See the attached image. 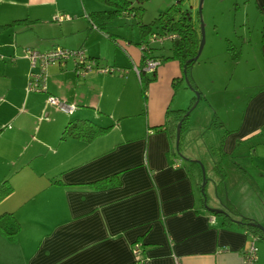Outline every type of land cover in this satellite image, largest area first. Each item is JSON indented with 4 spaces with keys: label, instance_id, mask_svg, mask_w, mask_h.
Wrapping results in <instances>:
<instances>
[{
    "label": "crops",
    "instance_id": "0c3cea01",
    "mask_svg": "<svg viewBox=\"0 0 264 264\" xmlns=\"http://www.w3.org/2000/svg\"><path fill=\"white\" fill-rule=\"evenodd\" d=\"M255 1L264 15V0ZM101 8L94 0H0V185L12 187L0 215L12 212L21 227L14 239L0 231V264H243L254 233L240 218L264 227V150L251 151L256 133H264V84L242 89V111L239 90L215 114L223 123L220 163L228 162L211 195L198 157L177 150V110L195 97L185 90L181 63H161L144 93L135 68L149 35L92 23L90 13L108 6ZM170 40L152 43V54L168 53ZM58 46L84 48L124 71L81 77L73 60L56 61L47 67L46 88L29 91L40 66L32 67L26 49ZM260 50L264 57V35ZM50 95L76 103V111H61ZM81 122L108 129L91 139L65 133L77 123L88 135ZM115 175L117 182L90 184ZM256 245V264H264V238Z\"/></svg>",
    "mask_w": 264,
    "mask_h": 264
},
{
    "label": "rangeland",
    "instance_id": "374dc122",
    "mask_svg": "<svg viewBox=\"0 0 264 264\" xmlns=\"http://www.w3.org/2000/svg\"><path fill=\"white\" fill-rule=\"evenodd\" d=\"M132 1L135 5L143 6L141 21L148 23L178 0ZM181 2L185 7H195L193 13L196 24L200 27L202 24L204 26L205 44L199 60L192 66L193 69L191 68V76L205 96L190 111L183 125L180 152H183L182 155L198 157L196 161H199L205 172L202 185L213 195L216 194L215 182L220 177V173L216 167L213 170L210 168L211 161L215 162V166L219 163L224 167L228 162L226 159L225 162L223 160L222 164L220 163L219 137L222 128L217 126L219 119L218 114H215H220L224 105H232L239 90L243 92L240 100L242 111L246 99L244 88L259 87L264 84V57L260 50L264 35V15L255 0H203L199 21L197 16L200 0H181ZM94 4L102 8L107 6L100 0H94ZM127 17L123 15L113 17L108 22L114 25L121 24L120 28L124 30L128 28L130 32L133 31L140 36L138 25L132 17H129L130 21ZM169 44L170 42H165V48ZM232 45L234 49L229 50ZM235 53L237 57L233 55ZM212 78L215 80L214 84ZM183 90L179 89L178 98L183 94ZM185 90H190L193 95L197 93L190 87ZM183 103V108L189 107L186 100ZM256 134L257 136L251 140V151L256 148L260 153L264 150V135H261L264 133Z\"/></svg>",
    "mask_w": 264,
    "mask_h": 264
},
{
    "label": "trees",
    "instance_id": "16d2710c",
    "mask_svg": "<svg viewBox=\"0 0 264 264\" xmlns=\"http://www.w3.org/2000/svg\"><path fill=\"white\" fill-rule=\"evenodd\" d=\"M105 3L108 8L103 10H98L91 12L89 15V19L92 23L97 24L101 27H106L103 24H106L111 18L119 16V15H127L132 17L133 21L138 25L142 37L149 35L150 38L153 34H157L160 36H167L175 34L177 35L176 38L171 39V44L169 46L168 53L153 55V48L152 43L149 40L142 41L141 43L148 44V48L143 49V64L140 66L141 70V80H142V88L143 92L145 93L150 81L155 79L156 70L152 72L150 76H146V72L143 69L145 59L147 57H153L160 60L161 63L169 60V59H176L178 60L182 67H183V78L188 77L189 86L195 92L200 93V98L202 97V92L198 89V86L194 83L192 76H191V68L192 66L199 60H193V58L197 55L200 42H201V27L197 26L195 21L193 20L192 10L189 7L183 6L181 0L171 4L166 10L161 12L157 17L152 19L150 22L145 23L141 21V14L143 10L142 5H135L132 0H100ZM198 20L200 21V13L198 12ZM230 41V40H229ZM229 43L232 44L230 41ZM234 49L233 45L230 47L229 50ZM236 52V51H235ZM235 57L236 53L233 54ZM188 85V83H187ZM196 100V95L194 97V101ZM193 101V103H194ZM192 103V104H193ZM192 104L183 110H177L179 115V121H182V126L184 125L185 121L188 118V111ZM172 112L169 110V114ZM72 123V122H71ZM68 125V129L65 130L66 134H73V135H83L85 138L91 139L103 132H105L108 128L96 127L92 124H88V122H81L82 125H87L88 135L80 134V131H76L78 124L73 123ZM217 126L223 127L222 122H217ZM75 127V128H74ZM79 127V126H78ZM84 130V129H82ZM177 150L180 151V143L177 146ZM193 161V160H191ZM198 162V161H196ZM216 169L225 176L223 172L222 166L219 163H216ZM119 175H115L114 177L104 178L101 180H97L95 182L90 183L94 186H103L106 185L108 182L111 181L112 178H115L114 182H117V178ZM207 179V178H206ZM112 182V183H114ZM205 187V186H203ZM12 191V187L4 181L0 185V201L8 195ZM204 194V193H203ZM205 197V194L203 195ZM239 224L246 226L249 231L254 233L255 235L259 236L260 238H264V231L256 220L241 217ZM20 223L15 217L12 212H4L0 215V231L6 235L9 239H14L20 230ZM137 243V242H136ZM144 258H138L134 262V264H142Z\"/></svg>",
    "mask_w": 264,
    "mask_h": 264
},
{
    "label": "built area",
    "instance_id": "2783aa9c",
    "mask_svg": "<svg viewBox=\"0 0 264 264\" xmlns=\"http://www.w3.org/2000/svg\"><path fill=\"white\" fill-rule=\"evenodd\" d=\"M64 18L65 15L55 17L56 20H62ZM176 36L177 35L175 34L167 36L153 34L149 38V41L150 43L158 41L163 43L167 39L176 38ZM147 46V43L144 44L143 49L148 48ZM26 54L31 60L32 67H35L37 65L40 66L39 72L32 71L30 74L27 85L29 91H40L46 88L47 67L56 61L65 62L69 59L73 60L76 65V73L81 77H86L93 72L110 74L124 71L119 67L100 64L96 59L89 56L84 48L68 49L58 46L47 51L28 48L26 49ZM160 64L161 62L157 58L147 57L145 59L143 69L147 72H154ZM135 69L140 74V68L136 67ZM49 102L67 114L74 113L78 107L74 102H70L52 95H50L49 97ZM211 221H215V216H212ZM252 237L253 241L250 247L244 252L243 264H256L258 260V247L256 245L257 236L253 234ZM140 251L141 244L137 242L133 245V252L135 253V255L139 256Z\"/></svg>",
    "mask_w": 264,
    "mask_h": 264
},
{
    "label": "water",
    "instance_id": "95a60500",
    "mask_svg": "<svg viewBox=\"0 0 264 264\" xmlns=\"http://www.w3.org/2000/svg\"><path fill=\"white\" fill-rule=\"evenodd\" d=\"M202 4H203V0H200V3H199V6H200V10H199V13L201 14V9H202ZM204 44H205V31H204V26L203 24L201 25V42H200V46H199V50H198V53L197 55L193 58V60H197L201 53H202V50H203V47H204ZM187 83H188V86H189V80H188V77H185ZM193 90V89H192ZM200 100V93L197 92L196 93V100L195 102L192 104V106L190 107L189 111L187 112L188 114L190 113V111L196 107L198 101ZM181 125H182V121H180L177 125V134H176V143H177V146L179 145L180 143V138H181ZM208 209L209 211L213 212V213H216V214H222V213H226L225 210L223 209H218V208H213V207H210L208 206ZM261 227V229L264 231V227L261 225V224H257Z\"/></svg>",
    "mask_w": 264,
    "mask_h": 264
}]
</instances>
